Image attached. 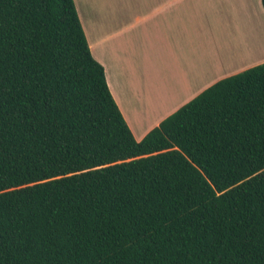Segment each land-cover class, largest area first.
I'll use <instances>...</instances> for the list:
<instances>
[{"label":"trees","instance_id":"16d2710c","mask_svg":"<svg viewBox=\"0 0 264 264\" xmlns=\"http://www.w3.org/2000/svg\"><path fill=\"white\" fill-rule=\"evenodd\" d=\"M0 264H264V63L136 141L74 1L0 0Z\"/></svg>","mask_w":264,"mask_h":264},{"label":"crops","instance_id":"0c3cea01","mask_svg":"<svg viewBox=\"0 0 264 264\" xmlns=\"http://www.w3.org/2000/svg\"><path fill=\"white\" fill-rule=\"evenodd\" d=\"M73 1L136 141L216 82L264 63L261 0H103L86 16Z\"/></svg>","mask_w":264,"mask_h":264},{"label":"rangeland","instance_id":"374dc122","mask_svg":"<svg viewBox=\"0 0 264 264\" xmlns=\"http://www.w3.org/2000/svg\"><path fill=\"white\" fill-rule=\"evenodd\" d=\"M102 1L103 0H86L85 2V0H78L79 3L77 2V4H78V7L82 8L84 16H86L87 13L94 12L97 6L100 4V2L102 5Z\"/></svg>","mask_w":264,"mask_h":264}]
</instances>
